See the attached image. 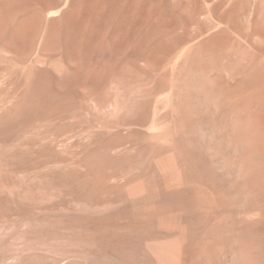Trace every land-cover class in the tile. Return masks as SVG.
Wrapping results in <instances>:
<instances>
[{"label":"rangeland","instance_id":"374dc122","mask_svg":"<svg viewBox=\"0 0 264 264\" xmlns=\"http://www.w3.org/2000/svg\"><path fill=\"white\" fill-rule=\"evenodd\" d=\"M0 264H264V0H0Z\"/></svg>","mask_w":264,"mask_h":264}]
</instances>
